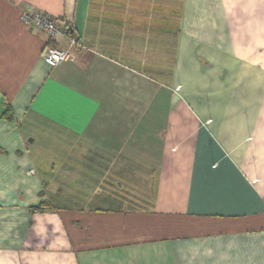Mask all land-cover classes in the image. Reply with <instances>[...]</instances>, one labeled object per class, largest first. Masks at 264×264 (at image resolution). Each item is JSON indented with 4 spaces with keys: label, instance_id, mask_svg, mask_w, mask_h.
I'll use <instances>...</instances> for the list:
<instances>
[{
    "label": "crops",
    "instance_id": "1",
    "mask_svg": "<svg viewBox=\"0 0 264 264\" xmlns=\"http://www.w3.org/2000/svg\"><path fill=\"white\" fill-rule=\"evenodd\" d=\"M0 264H264V0H0Z\"/></svg>",
    "mask_w": 264,
    "mask_h": 264
},
{
    "label": "built area",
    "instance_id": "2",
    "mask_svg": "<svg viewBox=\"0 0 264 264\" xmlns=\"http://www.w3.org/2000/svg\"><path fill=\"white\" fill-rule=\"evenodd\" d=\"M20 18L28 28H36L47 35L49 43L41 52V59L44 64L54 69L62 62L72 60V56L66 50L60 49L55 45L62 33L57 24L49 16L42 12L23 8Z\"/></svg>",
    "mask_w": 264,
    "mask_h": 264
}]
</instances>
